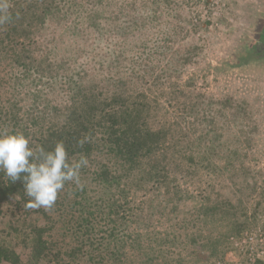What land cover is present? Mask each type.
<instances>
[{
	"label": "trees",
	"instance_id": "16d2710c",
	"mask_svg": "<svg viewBox=\"0 0 264 264\" xmlns=\"http://www.w3.org/2000/svg\"><path fill=\"white\" fill-rule=\"evenodd\" d=\"M91 1L10 0L13 18L0 26V127L46 150L62 140L69 157L89 161L83 187L66 184L48 210L24 207L23 180L0 172V264H183L204 237L205 207L177 216L187 194L171 172L154 93L191 56L172 49L174 25L155 37L151 11L144 26L137 12L111 22ZM161 220L170 229H158ZM217 235L205 237L212 258L229 248Z\"/></svg>",
	"mask_w": 264,
	"mask_h": 264
},
{
	"label": "rangeland",
	"instance_id": "374dc122",
	"mask_svg": "<svg viewBox=\"0 0 264 264\" xmlns=\"http://www.w3.org/2000/svg\"><path fill=\"white\" fill-rule=\"evenodd\" d=\"M262 3L263 0L90 2V7H103L111 22L115 17L130 18L137 12L136 23L144 26L151 11L155 37H161L169 24L174 25L177 29L172 37L176 43L172 49L191 56L184 71L169 70L154 93L158 102L154 106L155 122L168 127L171 172L187 194L178 204L177 216L189 218L195 205L205 207L207 221L197 223L204 237L199 244L186 248L183 264H264V70L246 71L238 62L244 60L240 59L243 45L255 38V16ZM141 29L140 38H145ZM256 51L262 52L260 46ZM223 62L240 68H220ZM162 65L156 67L157 74ZM164 91L169 98L167 107L163 103L167 95L161 93ZM154 224L161 230L170 229L169 221ZM190 228L195 230L191 225ZM224 233L229 248L219 247L212 258L213 248L206 246L205 237ZM174 262L172 259L169 264Z\"/></svg>",
	"mask_w": 264,
	"mask_h": 264
},
{
	"label": "clouds",
	"instance_id": "9594fccd",
	"mask_svg": "<svg viewBox=\"0 0 264 264\" xmlns=\"http://www.w3.org/2000/svg\"><path fill=\"white\" fill-rule=\"evenodd\" d=\"M12 18L10 0H0V26ZM86 142L87 138L77 141L80 146ZM88 164L83 154L69 157L62 140L46 150L42 145L32 146L22 131L0 127V172L13 182L23 180L24 194L29 198L24 207L28 209H51L66 184L83 187L81 170Z\"/></svg>",
	"mask_w": 264,
	"mask_h": 264
},
{
	"label": "flooded vegetation",
	"instance_id": "af4514ba",
	"mask_svg": "<svg viewBox=\"0 0 264 264\" xmlns=\"http://www.w3.org/2000/svg\"><path fill=\"white\" fill-rule=\"evenodd\" d=\"M255 21H257L258 23L257 31L255 32L256 33L255 38L253 37L248 44L243 45V49L241 50L240 53V56L243 57H240V59L244 58V60H238V62H240L239 65L243 67L241 69L251 72L254 70H257L258 72L259 71L263 72L264 52L262 51L261 53L258 54L256 49L258 46H261V44L264 42V0L262 3V8L258 9V12L256 13ZM221 66L227 69H235V70L236 68H240L238 66H233L228 62L220 63V68H222Z\"/></svg>",
	"mask_w": 264,
	"mask_h": 264
},
{
	"label": "water",
	"instance_id": "95a60500",
	"mask_svg": "<svg viewBox=\"0 0 264 264\" xmlns=\"http://www.w3.org/2000/svg\"><path fill=\"white\" fill-rule=\"evenodd\" d=\"M260 49L264 51V42L261 44Z\"/></svg>",
	"mask_w": 264,
	"mask_h": 264
}]
</instances>
